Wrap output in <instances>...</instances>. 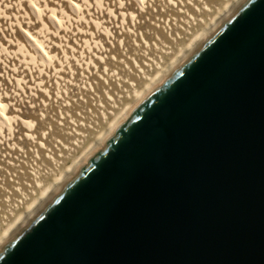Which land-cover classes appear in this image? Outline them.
<instances>
[{
	"label": "water",
	"instance_id": "obj_1",
	"mask_svg": "<svg viewBox=\"0 0 264 264\" xmlns=\"http://www.w3.org/2000/svg\"><path fill=\"white\" fill-rule=\"evenodd\" d=\"M0 264H264V0L243 3Z\"/></svg>",
	"mask_w": 264,
	"mask_h": 264
},
{
	"label": "bare ground",
	"instance_id": "obj_2",
	"mask_svg": "<svg viewBox=\"0 0 264 264\" xmlns=\"http://www.w3.org/2000/svg\"><path fill=\"white\" fill-rule=\"evenodd\" d=\"M247 0H0V251Z\"/></svg>",
	"mask_w": 264,
	"mask_h": 264
}]
</instances>
